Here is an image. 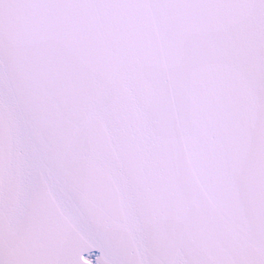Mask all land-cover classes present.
<instances>
[{
	"label": "snow or ice",
	"instance_id": "obj_1",
	"mask_svg": "<svg viewBox=\"0 0 264 264\" xmlns=\"http://www.w3.org/2000/svg\"><path fill=\"white\" fill-rule=\"evenodd\" d=\"M0 264H264V0H0Z\"/></svg>",
	"mask_w": 264,
	"mask_h": 264
}]
</instances>
